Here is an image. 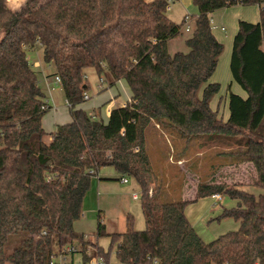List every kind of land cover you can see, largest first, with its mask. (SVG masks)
Segmentation results:
<instances>
[{"label":"trees","instance_id":"trees-1","mask_svg":"<svg viewBox=\"0 0 264 264\" xmlns=\"http://www.w3.org/2000/svg\"><path fill=\"white\" fill-rule=\"evenodd\" d=\"M172 1L24 0L12 10L0 0V264H53L51 255L65 245L77 247L83 264H110L112 246L119 264H264V194L199 183L195 200L228 197L234 206L216 219L238 221L237 229L204 242L185 215L189 202L157 179L146 143L154 125L185 139L229 137L235 147L218 152L222 164L251 163L253 185L264 189V0H191L198 12L188 50L170 54L167 42L182 27L167 16ZM233 5H257L259 17L237 23L229 69L246 97L229 91L223 120L210 107L220 86L209 80L224 47L209 15ZM36 46L69 104L70 120L51 132L42 125L51 107L27 58ZM88 70L109 86L123 80L130 91L106 121L77 107ZM105 166L136 181L145 222L136 230L127 214L118 233L98 221L96 236L110 237L107 251L73 229L92 177ZM18 231L23 237L6 252Z\"/></svg>","mask_w":264,"mask_h":264},{"label":"rangeland","instance_id":"rangeland-1","mask_svg":"<svg viewBox=\"0 0 264 264\" xmlns=\"http://www.w3.org/2000/svg\"><path fill=\"white\" fill-rule=\"evenodd\" d=\"M197 12V7L191 0H174L169 3L167 16L173 22L178 24L182 22L183 15L185 13L195 16L197 15ZM211 17L215 22H217V24H222L226 28L225 32L220 31L219 29L212 31L224 47L219 56L215 71L209 80L211 82H218L220 86L219 92L213 98L212 104L215 106L216 100L214 99L219 96L227 97L229 91L234 93L235 90H238L244 94V91L240 88V86L233 81L229 69V58L232 47L231 44L234 36L233 34L236 30L235 27L239 19L253 23L258 21V6L233 5L215 10L211 13ZM188 36L189 31H186L183 27H181L180 33L174 38L169 39L167 44L168 52L170 54L177 51L186 52L188 48L184 41ZM38 48L27 51V57L30 63L34 59L41 61V48L40 50H38ZM38 52L40 53V57H38ZM42 66H44V64ZM40 70L41 68L36 70L40 81L39 84L46 92L49 88L46 87V83ZM86 75L88 83L86 91L90 98L84 100L82 103L85 108H87V112L89 113L91 112L89 111L90 109H88L89 102L94 100L97 92H100L103 88H107L108 84L105 80H103V88L99 89L97 88V84L99 82V78L103 77L98 76L93 70H88ZM55 88L56 86L54 89ZM117 88L122 93V86L120 84L117 85ZM112 89L114 90L115 87ZM56 94H58L57 91L54 94V101H58L60 103L59 100L62 98L60 97L58 99L57 96L59 94ZM223 110H225L224 112L227 115L226 107L217 109L221 118L223 116ZM46 114L47 115L45 117H49L51 112ZM223 118L225 119L227 117L225 116ZM221 138L224 141H216L213 137L209 138V136H196L185 139L175 134L164 132V130L156 125L150 126L146 132V143L157 179H160L161 176L164 175V171L166 172V185L173 189L172 196L175 198H178V196L181 195L189 198L192 194L195 197L196 186L199 183L207 182V179L211 175L215 177L217 181H231V183L226 184L239 185L241 189L246 190L249 193L255 195L264 194V189L253 185L255 173L248 164H243L241 166H237L238 164H222V156L219 155L218 152L233 151L235 146L231 143L232 141L229 140V137ZM227 166L235 167L224 168ZM110 173L114 174H112L113 176L110 177V179L98 180L99 186H95V190L92 192L93 194H89L88 198H85L82 214L73 224V229L77 234L85 235L84 239L87 241L93 243L97 242L104 251L108 250L110 237L107 235L99 237L96 236L98 221L105 226L107 232H116L123 229L125 230V215L130 214L133 219L132 225L134 229L142 230L145 227L144 217L140 207L141 192L135 180L126 177L127 183H123L120 179H118V174L114 168L110 166L100 168L93 179L97 180L96 177L100 175H108ZM135 192L139 195L138 199H132V194ZM220 196V200L216 201H223L222 203L216 205V209L219 210L217 215H215L214 211H210L211 206L206 207L201 213L195 215L194 218L190 215L194 230L204 242H210L218 236L238 228V221L233 218L223 217L216 219V217L221 214L223 208H230L229 202L231 199L228 197H222V195ZM172 200L175 199L172 198ZM232 203L234 205L235 201ZM197 209L198 207L196 210ZM23 235L24 234L21 231L9 235L5 245L6 252H10L18 244ZM87 247L90 248V246ZM74 258L77 260L81 258V256L79 254H75ZM116 262L115 246H112L110 251V263ZM6 264L11 263L8 262Z\"/></svg>","mask_w":264,"mask_h":264},{"label":"crops","instance_id":"crops-1","mask_svg":"<svg viewBox=\"0 0 264 264\" xmlns=\"http://www.w3.org/2000/svg\"><path fill=\"white\" fill-rule=\"evenodd\" d=\"M6 1H7L8 7L10 9L14 10V9L19 8L22 5V3H23L24 0H6ZM185 14H187V13H185ZM209 17H210V24L212 26L213 31L218 30V29L220 31H223V32L226 31V28L224 27V25L217 24V22H215L213 20V18L211 17V14L209 15ZM258 17H259V13H258ZM239 20H243V19H239ZM238 21H237V23H238ZM221 28H223V30H221ZM235 29L237 30V24H236ZM236 30H235V32H236ZM167 44H168V42H167ZM231 46H232V44H231ZM38 47L39 46H36L34 48H31V49H35V48H38ZM167 48H168V45H167ZM31 49H28V50H31ZM38 50H40V48H38ZM39 54L40 53L38 52V57H40ZM41 61H42V59H41ZM41 61L38 60V59H34L33 61H31V64H32L33 69H35V70L41 68L40 72H41L42 77H43V79H44V81L46 83V87L49 88V89H47L48 91H46V92L44 90L43 91H44V94H45L44 101H45V103H47L51 107L50 110L47 113L51 112V115L49 117H45L47 115V114H45L42 117V125H43V128L47 132H51V131L54 130V128L57 125L68 122L70 120V115H69V108L65 104V101L66 100H65V98L63 96V92H62L61 86H56L55 89L52 88L54 76L52 75V69H51V67L45 65ZM42 63L44 64V66H42L43 65ZM47 77H49V78H47ZM122 82H124V81L123 80H118L113 85H111V86L108 85V87L105 88V89L102 87L103 89L100 92H97L96 93V96H95L94 100L91 101V102H89V104H88V106H89L88 109H90L89 111H91L89 113L92 116L97 117V118H100L103 121H106L111 109H113L115 107H118V106H122V105H124L125 102H127V101L130 100V96H131L130 91L128 90V87H126L127 85H125V83H122ZM118 84H120L122 86V93L117 88V85ZM113 87H115L114 90L112 89ZM56 91L59 94V95L56 94V95H58L57 96L58 99L60 97L62 98L61 100H59L60 103L58 101H54V94L56 93ZM234 93L235 94H238L239 96H241L243 98L246 97V93L245 92L243 94L240 91L235 90ZM213 98L210 101V107L213 110H217L218 108L221 109V107H223V108L226 107V109H227V115L224 112L225 110H223V114H222L223 116H222V118L225 117V116L228 117L227 97H221V96L216 97L214 99V100H216L215 106H213V104H212L213 103ZM220 102H221V104H220ZM116 105H118V106H116ZM77 107L83 109L86 113H88L87 112V108H85V106H84L83 103L79 104ZM226 119L227 118H225V119L223 118V120H226ZM243 164H248L251 167V169L253 170V172L255 173L252 164L249 163V162L242 163V164L239 163L237 166H241ZM229 167H231V166H227V167H224V168H229ZM233 167H235V166H232L231 168H233ZM212 172H213V170H212ZM112 174L113 173H110L108 175H100V176L96 177L97 180L93 179L95 177H92V179H91V187H90L89 191L87 192V194L84 197L82 208H84L85 198H88L89 194H93L92 192H93V190H95V186L96 187L99 186L98 180L100 181V180L110 179V177H112L114 175V174L113 175ZM163 174L164 175L161 176L160 179H162L164 181V183L166 184V172L164 171ZM207 182L208 183H211V182H214V183H222L223 182L225 184L226 183H231V181L228 182L226 180H224L222 182L221 181H217V179L215 177H213L212 175L207 179ZM125 183H127V181ZM133 194H136L138 196V198H139V195L136 192L133 193ZM190 196L191 197H189V198L183 197L182 195L180 197H181L182 200H185V201H188L189 202L186 205V207H185V215H186L187 219L190 221V223L192 224V226H193V222H192V218H190V215L194 218L195 215L201 213L206 207L211 206L210 211H214L215 215H217L219 213V210L216 209V205L222 203L223 200L221 202H218V201H215L211 196H208V197H204V198H200V199H196L195 200V197L193 196V194L190 195ZM132 199H134V198H132ZM97 201H98V199H97ZM232 202H234V201L231 200L229 202V207L234 206ZM197 207H198V209L196 210ZM126 215H125V218H126ZM124 226H125V224H124ZM123 231H124V229L123 230L116 231V232L121 233Z\"/></svg>","mask_w":264,"mask_h":264},{"label":"built area","instance_id":"built-area-1","mask_svg":"<svg viewBox=\"0 0 264 264\" xmlns=\"http://www.w3.org/2000/svg\"><path fill=\"white\" fill-rule=\"evenodd\" d=\"M261 7L264 8V3L261 4ZM193 20H194L193 16H191L189 14H185L183 16V19H182V27L186 31H189ZM221 30H223V28H221ZM103 80H104V78H101V77L99 78V82L97 84V88L102 89V81ZM55 86H61L60 85V78L57 75L54 76L52 88H54ZM89 98L90 97H89L87 91L83 92V99L86 100V99H89ZM46 104H44L42 106L43 109H45L47 107L48 104L47 105ZM65 104L67 106H69L67 101H65ZM120 180L123 183H125L127 181L126 177L121 178ZM211 197L215 201L216 200L219 201L220 198H221V196L219 194H212ZM132 198L137 199L138 196L136 194H133ZM75 254H79L80 255V252L78 251L76 246L65 245L60 250H58L57 252L53 253L50 258H51V261H52L53 264H83L80 258L77 259V260L74 258ZM85 264H102V262L98 258H91ZM110 264H119V263L116 262V263H110Z\"/></svg>","mask_w":264,"mask_h":264}]
</instances>
